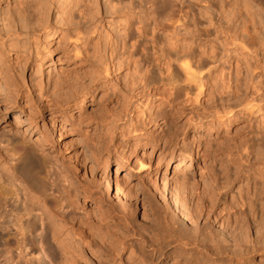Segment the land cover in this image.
Wrapping results in <instances>:
<instances>
[{"label":"rangeland","instance_id":"374dc122","mask_svg":"<svg viewBox=\"0 0 264 264\" xmlns=\"http://www.w3.org/2000/svg\"><path fill=\"white\" fill-rule=\"evenodd\" d=\"M24 1L31 6L40 4L45 12L46 20L44 19L45 22L39 26H37L38 24L33 25L36 23H32L35 20L31 16L29 20L31 19L32 21L27 23V27L17 31L20 33L16 40L17 46L20 44L21 51H23L21 56L24 57L26 54L25 56H29L30 60H33V64L37 65L34 66L35 69L33 68L35 71L32 67L29 68L27 66H23L21 71L20 66L14 64V51L6 50L5 45L0 49V52L2 51L1 53L4 52V56L0 53V66L3 65V68L6 66L4 69L7 68L10 71V73L8 72L9 74L2 72L0 76H4V74L5 76H12L13 73L14 78L12 77V80L15 81L13 82L14 84L17 83L16 86L18 85L17 89L14 85L16 90L19 89L18 94L22 93L23 95H27V98L20 101V98L15 100L8 97L5 98L6 96L4 95L6 93L0 92V139L2 138V141L0 140V150L5 144L3 138L10 134L21 136L31 141H34L36 137L38 139L40 138L41 141L46 140L43 144L47 151H49L51 160L54 163L52 171L57 166L62 170V174L64 175L62 179L57 175L58 185L61 187L69 186V178L65 175L66 167L69 170V174L73 172L74 167L78 165V162L77 164H75L76 161L74 163V155L77 157V160L82 157L78 153L79 150L85 151V154L88 156H86L87 162H92L93 158H96L98 161L96 160V166L92 167L93 173H90L89 168H87L85 173L83 171L81 172L79 168L75 174L76 178L73 177L74 179L80 182H88L96 178L99 183L95 182V185L102 192L106 181L109 178L115 177L113 173L115 163L121 159L117 153L112 155V148L114 145L117 147L120 146L119 150L122 153H128L127 145L123 142L126 137L124 136L123 138L120 134L121 132H119L120 125L132 119L135 121V116L137 118L141 117L142 111L146 115L149 111H154V113L157 112L159 114L160 110L169 111L171 109L170 106L166 107L165 105L159 108L156 107L160 100L158 95L155 97L156 93H153V88H167L164 85L165 81L161 80L162 75L160 76L157 65L162 63L164 57L170 58L174 62V65L171 67L172 72H176L178 62L174 61L177 57L175 49L182 45L189 46L188 48L199 53L202 59H206L207 53L212 52L218 59L217 64L224 65V68H227L225 72L228 70V65L231 66L232 70L237 64L242 69L241 76L243 78L247 77L248 82L255 85V88H250L251 90L248 88L246 90L243 88V90L245 92H257L259 90L257 94L261 95L260 97L264 101V0H254L255 3L260 5L261 14L252 11L249 12L243 0H240L242 3H237L233 0H167L168 8L161 12L153 11L149 0ZM14 2L16 1L0 0V19L4 23L8 21V17L11 15V7L14 6ZM64 6L65 9H72L70 12L72 15H70L72 17L71 20H73L72 23L78 26L75 28H79V31H87H84V34L82 33L83 31L80 32L81 34L78 35V39L75 38L76 36H71V39L64 41L62 40L64 37L62 36V39L60 37V29L65 28V25L63 26V18L66 16L63 13L66 11L63 10ZM128 10L131 13L133 11V14L135 16L137 15L138 20L134 18L129 19L128 28L124 27V25L118 26L116 33L117 47L112 52L111 27L116 26L114 21L124 18L123 15ZM229 10L231 11V15ZM185 11L190 12V19H188L187 24L188 29L186 30L181 28L183 19L173 24V20L177 16L179 17L180 14H184ZM168 15L171 18L170 20L168 19ZM28 26L30 27L28 28ZM31 28L33 30L35 28L36 30L32 32L33 30ZM239 34H246L250 43V51L242 50L239 46L235 45L236 41H233L234 35ZM47 38L48 40L46 41ZM161 53L163 54L162 60L157 59L156 61V58ZM52 65L51 70L53 74L56 72V69L61 67L59 70H67L71 74L70 77L75 78L77 82L82 83L86 81V84H84L87 86V83H91L89 90H94L92 95L90 93L86 95V100L81 110L76 105L72 107L74 109L73 112L77 113L76 116H69V118L66 114L67 121L64 124L65 128L59 132L56 128L52 127L53 121L49 120V111L44 112L43 120L41 116L37 115L38 109L39 111L42 110V103L40 104V100H38L40 97L39 92L33 90L34 87L30 83V81L33 82L34 78L40 77L43 80L45 90H48L45 86L46 76H44V73ZM106 66L108 70L105 73ZM12 67L15 69V72L17 69V73H14ZM246 69H249L250 73L246 72ZM36 70L40 72L38 75ZM219 70L220 68L214 72L215 75L219 74ZM245 73L247 74L245 75ZM75 74H77L76 76L79 79L75 76L73 77ZM256 88L257 90H255ZM28 96L31 100H29ZM203 99H206V97ZM22 103L24 104L22 105ZM29 113L30 115L37 116L35 120L33 119L34 122H30L27 119ZM82 115H85L87 120ZM185 118L179 119V121L177 119V124H182ZM258 119L259 117H257L255 122ZM161 120L165 122L160 123ZM153 121L146 129L148 131H154V135H163L171 127L169 120L163 118L162 115H158ZM157 124L160 126L155 127ZM175 128L176 126L174 128L171 127V130ZM112 131L114 135H111ZM185 131L187 132L185 137H183V132L181 133L178 130L176 137H174V140L168 148H164L161 143L155 151L150 153L153 167L149 177L141 180L142 182L139 179L132 181V184H137V187L141 184H150L152 186L150 194L153 199H149V201L147 198L150 197H145V207L142 206V201L138 202V200L143 199V195H139L138 200H131V208L125 210L126 212L123 210L125 212L124 214L127 213L126 221L118 219L120 213L114 216L115 221L119 220L121 222L120 226L130 227V231L128 230L130 233L125 232L127 234H124L127 235L128 243H132L130 249L133 251L132 254L135 262L143 257L142 253L138 250L139 244H145V241H149V239L157 240L158 237L163 239V237L168 235L167 225L179 228L182 225L181 222H184L176 216L172 217V211L167 203L169 194L167 192L163 194V192L162 194L164 196L161 195V190L159 189L160 191H158L161 177H154L152 172L158 162V157L160 158L158 174L162 176L168 158H171V164V162L180 158L181 155H178L179 153H186L185 145L183 146L182 144H189L193 129L187 127ZM196 133V139L201 142L203 141L201 144H205L204 146L211 145L212 148L210 150L213 153L207 156L204 154L203 156L202 149L200 150L197 147V143L194 142L193 145H190L194 150L195 160H193V167L188 170L187 174L190 176V181L192 179V182H194L193 189L184 193L177 192L176 194L178 197L180 196L178 201L182 204L181 206L192 217V222H185L188 235L185 236L180 232L179 237L182 236V241L180 243L179 241H173V244L170 245L171 247L166 251V254L154 259L152 264H215L222 256H225L226 260L220 264H225L228 261L227 259L231 257V241L229 237L231 227L226 224L231 221V218L227 217V215H231V124L226 126L224 123L218 129H212L211 131L202 130ZM116 134L117 138H115ZM78 138L89 142L86 143V146L84 143L79 148H74L72 140H77ZM110 138H113L111 142L109 140ZM220 142H226L228 147L220 148L218 146ZM138 143L140 142L135 137L129 142V144L136 147L134 154L137 156L134 160L138 155L140 156V151L143 148V145H138ZM140 144H145L147 150L151 148L149 138H144ZM94 147H98L99 155L93 156L90 153ZM103 160L109 161L108 168L104 167ZM170 164L167 167L170 171L165 173L164 176L168 178L167 180L172 181L176 175H173V165L170 167ZM124 175H126V171L123 170L121 175H119L121 183L123 182ZM127 175L129 174L127 173ZM177 175L180 174L178 173ZM213 182L218 184L219 188L220 186L223 187L220 190L214 191V189H211L212 185H215L212 184ZM169 186L171 189L173 188V191L176 190L174 184ZM111 195L113 194H107L106 203H112V205H115H113L114 207H120L121 199H118V197L113 198ZM80 199L81 202L79 201L77 204L78 209H73L68 206L63 208L66 218H74V223H79L81 219L88 221L91 217H95L96 219L97 214L94 211L95 204L93 201L82 197ZM35 212L36 214L40 213L37 210ZM43 221L45 220L43 219ZM226 225L228 227L225 228ZM44 226H46V223H44ZM189 239L190 241L191 239L194 241L187 244ZM182 244H185V247H182ZM129 251L127 250L123 253L124 258L130 257ZM147 253H149V250ZM87 256L92 259L90 254ZM260 260L261 257L256 254L253 262L257 263ZM250 261L251 259H247L248 264Z\"/></svg>","mask_w":264,"mask_h":264},{"label":"bare ground","instance_id":"6f19581e","mask_svg":"<svg viewBox=\"0 0 264 264\" xmlns=\"http://www.w3.org/2000/svg\"><path fill=\"white\" fill-rule=\"evenodd\" d=\"M15 1L14 6L11 7L12 9L10 8L12 12H10L11 15H9L8 21L4 23L0 19V26H2L0 29V49L5 45L6 50H13L15 54V57H13V60H15L14 64L20 66V69L23 66L32 67L33 69L34 66H37L33 64V60H30L29 56H25L26 54H23L24 57L21 56L23 51H21L20 44L17 46L16 40L20 35L17 31L27 27V23L32 21L31 19L29 20L31 16L35 20L32 23H36L33 25L38 24L37 26H39L45 22L46 15L40 4L31 6L24 0ZM233 1L242 3L240 0ZM149 3L153 7V11L161 12L168 8L167 0H149ZM243 3L249 9V12L261 14L260 5L255 3L254 0H243ZM63 10H66L63 12L66 16L63 18V26L65 25V28L60 29L61 39L62 36L65 38L62 39L64 41L74 36L78 39V35L83 30L80 29L81 31H79V28H75L78 26L72 23L73 20H71L72 15L70 13L72 9H65L64 6ZM229 12L231 15L230 10ZM169 15L168 19L170 20ZM123 16L124 18L114 21L116 26L111 27L112 52L117 47L116 33L118 26L124 25V27L128 28L129 19L134 18L138 20L137 15L135 16L133 11L131 13L128 10ZM189 17L190 12L185 11L184 14H180L179 17L177 16L173 20V24L183 19L181 28L186 30L188 29ZM34 30L36 29L34 28ZM84 31L82 32L83 34ZM233 41H236L235 45L239 46L242 50H251L246 34L234 35ZM18 42L20 43L19 40ZM188 47L187 45H182L175 49L177 57L174 61L178 62L176 72H172L171 67L174 65V62L170 58L164 57L162 60V53L156 58V61L157 59L162 60V63L157 65V69L160 76L162 75L161 80L165 81L164 85L167 86L165 89L153 88V93H156L155 97L158 95L160 100H158L159 103L156 107L159 108L165 105L166 107L170 106L171 109L169 111L160 110L159 114L149 111L146 115L142 111L141 117L137 118L135 116V121L132 119L120 125V131H118L121 132L120 134L123 138L124 136L126 137L123 142L127 145L124 146L127 147L128 153H126L127 155L122 153L119 150L120 146L114 145L112 148V155L117 153L121 160L115 163L113 172L115 177L109 178L106 181L105 186H103L104 190L102 189L103 193L95 185V182H98L96 178L88 182H80L73 178L76 176L75 174L79 168L83 173H85L87 168L90 169V173L94 172L92 167L96 166L98 160L93 158L91 154L90 156L93 158L92 162L86 161L88 156L83 150H79L78 152L82 155L79 160L74 155V163L76 161L75 164L78 162V165L74 167L73 172L70 174L66 167L65 175L69 178V186L61 187L58 185L57 175L61 179L64 175L62 174V170L57 166L52 171L54 163L51 160L49 151H47L43 144L46 140L41 141L40 138L36 137L34 141H31L14 134L3 138L5 144L0 150V264H152L154 259L166 254L173 241H179V243L182 241V236L179 237L180 232L185 236L188 235L185 222H192V217L181 206L182 204L178 201L180 196L178 197L176 194L177 192L184 193L193 189L194 182H192V179L190 181V176L187 174L188 170L193 167L192 162L195 160L194 150L190 145H193L194 142L197 143V147L200 150L202 149L203 156L204 154L207 156L213 153L210 150L212 148L211 145L204 146L205 144H201L203 141L201 142L196 139V132L215 130L224 123L226 126L231 124V215H227V217L231 218V221L229 222L230 224L226 223L231 227V233L229 232L231 257L227 259L228 261L225 264H248L247 259H251L249 264H264V101L261 99V95L257 94L259 90L257 92H245L247 88L249 90L255 88V85L249 83L247 77L243 78L241 76L242 69L237 64L232 69L234 71L228 65V70L225 72L227 68H224V65L217 64L218 59L212 52L207 53L206 59H202L199 53ZM1 54L4 56V52ZM37 63L39 62L37 61ZM2 66H0V75H2V72H5V74L6 72L10 73L7 68V70L4 69L6 66L4 68ZM52 67L53 65L48 68L46 67L47 70L44 73V76H46L45 86L48 90H45L43 80L40 77L34 78L33 82L30 81V83L34 87L33 90L39 92L40 99L38 98V100H40V104L42 103V110L39 111L38 109L37 115L41 116L43 120L44 112L49 111V120L53 121L52 127L56 128L59 132L65 128L64 124L67 121L66 114L68 117L76 116L77 113L73 112L74 109L72 107L76 105L81 110L86 100V95L88 93L92 95L94 90H89L91 83H87V86L85 85V80L82 83L77 82L75 78L70 77V72L64 69L59 70L61 67L56 69V72L53 74ZM219 68V74L215 75L214 72ZM17 69L16 72L14 69V73H17ZM105 70L106 73L108 70L107 66ZM246 72H249V69H246ZM5 74L4 76H0V92L6 93L5 95L3 94L6 96L5 98L8 97L12 100L20 98V101L27 98L26 94V96L22 93L18 94L19 89L16 90L18 85L16 86L17 83L14 84L13 82L15 81L12 80L14 74L12 73V76H5ZM77 74L73 75V77L75 76L79 79L76 76ZM3 95L1 96L3 97ZM205 97L206 99L202 100ZM29 100H31L30 97ZM158 115L167 118L170 126L173 128L176 126V128L171 130L170 127L168 132L163 135H154V131H148L146 127L154 122L155 120L153 121V119ZM28 116L27 119L30 122H34L35 117H37L36 115H30V113ZM82 116L87 120L85 115ZM257 117L259 119L255 122ZM183 118H185L183 123L177 124L179 119ZM162 122L165 121L161 120L160 123ZM159 126L157 124L155 127ZM187 127L192 128L194 133L192 132L191 134L192 138L189 144H182L183 146L185 145L186 153H179L178 155H181L180 158L174 160L171 164V158H168L162 176L158 174L160 163V158L158 157V162L152 172L154 177H161L160 188H158V191L161 190V195L164 196L165 192L169 194L167 203L172 211V217L176 216L184 222H181L182 225L179 228L167 225L168 235L163 237V239L158 237L157 240L149 239V241H145V244H139L138 250L142 253L143 257L135 262L132 254L133 251L130 249L132 243H128L127 235H125L130 231V227L120 226L121 222L119 220L126 221L127 213H124L126 212L125 210L131 208V200H138L139 195H143V199L138 200V202L142 201V206L145 207L146 198L150 197L147 198L149 200L153 199V197L150 194L152 188L150 184H141L137 187V184H132V181L134 179L141 181L149 177L153 167L150 153L155 151L161 143L164 148H168L174 137H176L178 130L181 133L183 132V137H185L187 132L185 129ZM112 132L111 135H114V132L113 134ZM133 137L140 143L144 138H149L151 141V148L149 150H147L145 144L138 143V145H143V148L140 151V156L138 155L135 160L134 158L137 156L134 154L136 147L129 144ZM113 138L109 139L110 142ZM115 138H117V134ZM88 142L82 138H78L77 140H72V145L74 148H79L84 143L86 146ZM218 144L222 149L228 147L226 142ZM98 147H94L90 152L93 156L99 155ZM108 162V160H103L105 168L109 167ZM169 164L170 167L173 165V175H176L172 181L167 180L168 178L164 176L165 173L170 171L167 168ZM123 170L126 171V175H124L123 182L121 183L119 175H121ZM178 173L180 175H177ZM172 184H174L176 189L174 191L169 186ZM212 184H215L211 188L214 191L220 190L223 187L220 186L219 188L218 184L214 182ZM107 194H113L111 195L113 198L118 197V199H121L120 207L116 206V208L114 204L113 206L112 203H106ZM80 197L93 201L97 218L91 217L88 221L81 219L79 223L76 222V225L74 218H66L63 208L68 206L78 209L77 204L81 200ZM36 210L40 211V213L36 214ZM117 213H120V216H118L119 220L115 221L114 216ZM44 223H46V226H44ZM226 227L228 226L226 225ZM193 241L189 239L187 244ZM181 246L185 247V244ZM147 249L149 253H147ZM127 250H130V257L124 258L123 253ZM88 254L91 255L92 259L87 256ZM256 254L261 257V260L257 263L253 262ZM225 258V256H222L215 264L222 263V261L226 260Z\"/></svg>","mask_w":264,"mask_h":264}]
</instances>
